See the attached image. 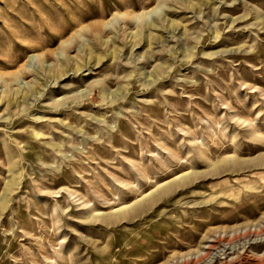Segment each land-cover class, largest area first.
<instances>
[{"label":"rangeland","instance_id":"1","mask_svg":"<svg viewBox=\"0 0 264 264\" xmlns=\"http://www.w3.org/2000/svg\"><path fill=\"white\" fill-rule=\"evenodd\" d=\"M0 264H264V0H0Z\"/></svg>","mask_w":264,"mask_h":264}]
</instances>
